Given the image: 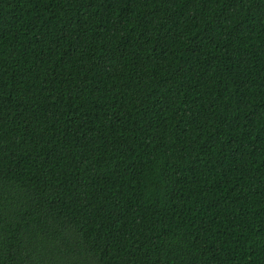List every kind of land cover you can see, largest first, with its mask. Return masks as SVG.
Segmentation results:
<instances>
[{
	"label": "trees",
	"instance_id": "trees-1",
	"mask_svg": "<svg viewBox=\"0 0 264 264\" xmlns=\"http://www.w3.org/2000/svg\"><path fill=\"white\" fill-rule=\"evenodd\" d=\"M0 264H264V0H0Z\"/></svg>",
	"mask_w": 264,
	"mask_h": 264
}]
</instances>
